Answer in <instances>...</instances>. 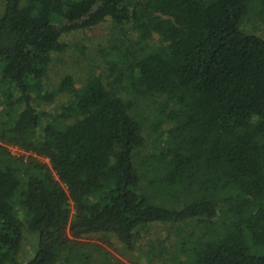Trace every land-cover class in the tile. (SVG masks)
I'll use <instances>...</instances> for the list:
<instances>
[{"label": "trees", "instance_id": "obj_1", "mask_svg": "<svg viewBox=\"0 0 264 264\" xmlns=\"http://www.w3.org/2000/svg\"><path fill=\"white\" fill-rule=\"evenodd\" d=\"M254 9L264 16V0H4L0 141L29 156L0 146V264H87L70 238L112 235L132 250L147 226L220 220L190 263L264 264V39L241 28ZM106 21L138 33L139 53L110 67L114 85L91 77L77 90L66 76L42 96L60 37ZM122 78L132 99L111 88ZM64 94L62 121L42 126L35 101ZM137 98L161 101L165 147L153 158L165 187L194 193L181 208L140 189ZM24 229L36 249L20 263Z\"/></svg>", "mask_w": 264, "mask_h": 264}, {"label": "rangeland", "instance_id": "obj_2", "mask_svg": "<svg viewBox=\"0 0 264 264\" xmlns=\"http://www.w3.org/2000/svg\"><path fill=\"white\" fill-rule=\"evenodd\" d=\"M137 1V0H136ZM4 7V0H0V16ZM110 21H106L94 28L75 31L60 37L59 42L65 49L59 54H52L45 78L42 80V96L53 93L59 82L66 76L73 80V87L80 89L89 78H99L105 85L113 84L110 80V67L116 64L123 67L121 58L127 60L131 52L139 53L136 40L137 32L129 26L113 28ZM241 28L250 34L264 39V16L254 9L242 22ZM150 46L158 45V38L153 36ZM124 72V71H123ZM109 79V80H108ZM127 80L122 78L120 83L111 87L125 99H132L124 89ZM72 101L70 95H58L51 103L35 101L33 104L41 115V125L57 123L61 107ZM134 115L142 125L145 138V147L135 156V166L140 176V189L150 202L164 208H181L193 198L194 193H182L170 190L161 182L162 167L157 164L158 156L154 154L165 147L162 136L166 131L165 125L157 124V113L161 101L159 99L137 98L135 100ZM3 91L0 87V125L6 122L7 110L4 106ZM156 127V129H155ZM0 146L7 148L15 157H27L15 147L8 146L0 141ZM41 163L48 165L44 158H37ZM71 215L72 205L69 204ZM221 219V218H219ZM218 219V220H219ZM221 221V220H220ZM220 221L214 225L190 222L177 225H151L138 230L134 240V248L127 250L112 235H91L81 239H71L78 244L79 253L89 256L87 264H191L193 245L198 240L211 237L214 230L220 229ZM36 249L33 235L23 230V239L18 252L17 260L25 263L30 260ZM58 264H63L59 262Z\"/></svg>", "mask_w": 264, "mask_h": 264}]
</instances>
